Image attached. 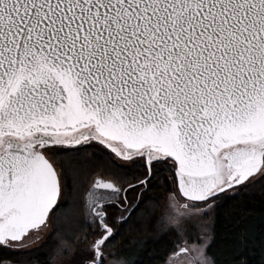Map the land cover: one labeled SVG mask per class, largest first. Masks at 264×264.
<instances>
[{
  "label": "snow or ice",
  "instance_id": "snow-or-ice-1",
  "mask_svg": "<svg viewBox=\"0 0 264 264\" xmlns=\"http://www.w3.org/2000/svg\"><path fill=\"white\" fill-rule=\"evenodd\" d=\"M89 140L111 167L90 180L97 238L79 264H110V209L130 223L142 205L127 194L158 170L185 218L264 179V0H0V251L55 220L62 176L46 157ZM129 161L143 173L122 175ZM253 243L244 232L239 264Z\"/></svg>",
  "mask_w": 264,
  "mask_h": 264
},
{
  "label": "trees",
  "instance_id": "trees-1",
  "mask_svg": "<svg viewBox=\"0 0 264 264\" xmlns=\"http://www.w3.org/2000/svg\"><path fill=\"white\" fill-rule=\"evenodd\" d=\"M58 154L47 157L54 161L58 176H62L61 194L64 207L49 224V233L44 241L32 248L0 251L3 264H56V261L77 251L94 241V228H89L88 208L84 206L90 180L110 168L109 150L96 141H86L80 145L56 146ZM131 167V162H126ZM143 167H131L123 171L129 177L143 173ZM173 170H158L151 185L140 192H129L128 200L142 205L140 211L127 220L118 222L124 215L118 208L110 209V222L114 232L108 237L112 243L108 252L122 249L130 241L139 244L136 249V264H167L168 258L184 242L200 241V233L194 228L174 226L163 220L168 194L180 195L173 183ZM127 183V181L125 182ZM220 199L212 207L210 243L206 254L212 264H239V240L244 232L252 237L244 255L247 264H264V179L237 194H220ZM147 201V203H144ZM51 218V217H50ZM71 260H80L72 256Z\"/></svg>",
  "mask_w": 264,
  "mask_h": 264
},
{
  "label": "rangeland",
  "instance_id": "rangeland-1",
  "mask_svg": "<svg viewBox=\"0 0 264 264\" xmlns=\"http://www.w3.org/2000/svg\"><path fill=\"white\" fill-rule=\"evenodd\" d=\"M259 176V173L256 174ZM231 192V190H229ZM174 199L177 201L175 208H171L169 206V200ZM187 211L186 205L183 204V201L181 199L180 195L176 194H168L167 195V203L164 209L163 214V220L167 221L169 224H172L174 226H181L182 228L185 227L187 230L194 228L196 232L200 233V241H192V242H184L182 245H180L167 260V264H204L205 259L210 260L206 254V248L208 244L210 243L211 237H210V227H211V213L212 208L207 210V215L201 213L200 215L196 216L195 218H185L180 217L179 213H183ZM171 216H177L178 219H176L174 222H169V217ZM49 233V224L46 226L45 229H40L38 234L34 236L32 242L26 247V248H32L37 245H40L42 241H44ZM29 235H32V233H29ZM19 243H23L22 241ZM85 246L81 247L80 249L85 248ZM21 248V249H26ZM139 244L130 241V243L125 244L119 252L116 251H110L108 252L109 255V261L111 264L112 257L116 256L119 258H123L130 261H135L137 258L135 255L136 249H139ZM78 252V251H77ZM78 256L77 253H70L56 261V264L64 263L65 260L69 261V259L72 256ZM211 261V260H210ZM69 263L71 264H79V260H71Z\"/></svg>",
  "mask_w": 264,
  "mask_h": 264
},
{
  "label": "water",
  "instance_id": "water-1",
  "mask_svg": "<svg viewBox=\"0 0 264 264\" xmlns=\"http://www.w3.org/2000/svg\"><path fill=\"white\" fill-rule=\"evenodd\" d=\"M90 141V140H89ZM84 142H86V141H81L80 143H78V144H68V143H65L64 145H69V146H75V145H80V144H82V143H84ZM47 158V157H46ZM113 232H114V229L112 230V234H113ZM110 237V236H109Z\"/></svg>",
  "mask_w": 264,
  "mask_h": 264
},
{
  "label": "flooded vegetation",
  "instance_id": "flooded-vegetation-1",
  "mask_svg": "<svg viewBox=\"0 0 264 264\" xmlns=\"http://www.w3.org/2000/svg\"><path fill=\"white\" fill-rule=\"evenodd\" d=\"M92 201H91V198H88V204L91 205ZM88 215H89V212H88Z\"/></svg>",
  "mask_w": 264,
  "mask_h": 264
}]
</instances>
